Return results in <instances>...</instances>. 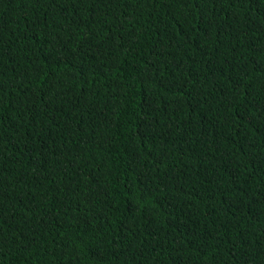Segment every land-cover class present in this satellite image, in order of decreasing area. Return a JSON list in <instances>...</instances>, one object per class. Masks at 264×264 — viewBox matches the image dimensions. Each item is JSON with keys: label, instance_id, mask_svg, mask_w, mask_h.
I'll return each instance as SVG.
<instances>
[{"label": "trees", "instance_id": "1", "mask_svg": "<svg viewBox=\"0 0 264 264\" xmlns=\"http://www.w3.org/2000/svg\"><path fill=\"white\" fill-rule=\"evenodd\" d=\"M0 264H264V0H0Z\"/></svg>", "mask_w": 264, "mask_h": 264}]
</instances>
